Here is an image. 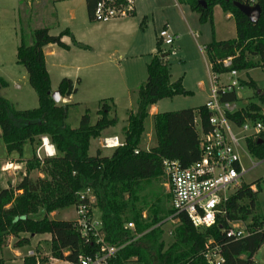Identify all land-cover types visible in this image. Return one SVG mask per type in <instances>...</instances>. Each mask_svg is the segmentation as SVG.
<instances>
[{
  "label": "trees",
  "instance_id": "obj_1",
  "mask_svg": "<svg viewBox=\"0 0 264 264\" xmlns=\"http://www.w3.org/2000/svg\"><path fill=\"white\" fill-rule=\"evenodd\" d=\"M97 1L85 0L90 22H95L93 12ZM176 1L197 13L201 23H212L214 7H219L233 19L234 39L212 40L204 46L213 76L230 71L239 73L264 69V0L254 2L261 10L256 24L249 23L234 6L235 2L254 5L252 1ZM115 2L122 5L124 0ZM199 2H203L205 7ZM133 15L132 11L129 17ZM63 37H68L74 47L89 49L75 42L67 29L57 36L50 35L47 28L36 29L32 32L30 46L20 40L16 60L24 68L27 83L36 94V109L19 111L0 97V138L8 154L21 156L25 144L37 146L43 137L55 151L54 155L39 159L34 150L33 157L24 162L21 180L14 186L0 188V252L9 247L20 249L29 246V237L49 235L53 258L61 259L63 253L68 252L67 258L74 262L80 255L94 254L95 245L84 243L74 221L49 217L54 212L85 203L78 199L77 194L89 189L95 198L93 208L100 213L105 241L116 247L125 245L110 264H208L205 259L207 250H216L222 260L220 264H254L253 256L264 245V220L253 217L257 195L264 188V179L238 188L222 205L223 214L217 216L215 225L210 228L195 229L184 214L173 217L177 225L172 242L167 247L162 242L161 219L142 218L140 192L144 184L163 176L165 161L177 162L181 168L197 162L201 151L196 125L199 124L203 134L211 130L208 123L211 113L205 105L158 113L152 116L155 145L146 151L139 149L149 108L158 102L189 94L183 89L181 80L170 81L166 63L168 53L161 49V42H156V52L146 65V80L136 91V108L123 128L122 146L111 149L108 155L99 149L90 155L91 143L98 140L105 130L116 128L118 119L113 101L105 99L98 104V119L94 123L85 112L76 128L68 125L70 105L59 106L50 98L49 75L42 51L48 45L69 50L61 41ZM226 59L231 60L227 69L222 66V61ZM75 83L77 81L66 78L60 81L57 91L61 99L75 93ZM247 85L254 87V83ZM257 97L260 105L248 104L232 114H226V118L236 126L245 121L260 122L264 126V107H260L264 106V92ZM219 102L235 104L238 99L231 91L220 93ZM245 143L251 157L264 159V133L247 138ZM34 171L41 177L30 178ZM39 212L42 217L35 218ZM251 216L247 236L239 240L227 236L228 223L244 221ZM129 223L133 224V230L125 229ZM46 261L41 256L24 257L22 264H46ZM0 264H4L1 259Z\"/></svg>",
  "mask_w": 264,
  "mask_h": 264
},
{
  "label": "rangeland",
  "instance_id": "obj_2",
  "mask_svg": "<svg viewBox=\"0 0 264 264\" xmlns=\"http://www.w3.org/2000/svg\"><path fill=\"white\" fill-rule=\"evenodd\" d=\"M248 1H252L254 4L256 0ZM170 5H172L171 0H160L158 6H161V8L153 9L146 20L141 19L139 32L133 35L126 46L120 40L111 41L107 47V54L110 56L112 53L113 59L112 57H104L107 62L103 64L99 73H89V75L84 76L83 61L78 55L79 52H65L57 48V53L53 54V67L49 66L52 92L56 91L58 83L55 85V80L61 75L76 77L81 68L80 74L83 78L81 84H74L76 91L71 95L68 104L70 106L67 123L71 128L78 126L80 118L85 112H88L91 123H94L98 119L96 111L99 102L112 98L116 101L114 110L116 117L119 119L116 132L122 140L123 128L126 125L127 118L136 108V91L139 87L136 85L137 81L141 85L145 82L146 65L151 57L150 48L155 42V34L158 35L164 30L165 26L177 39L174 40L171 46H165L161 42V49L168 53L166 63L169 67L171 81L181 80L183 89L189 94L176 96L161 102V111L177 112L205 105L209 100V83L202 59V55H205L204 46L212 40L226 41L234 39L235 25L218 16L213 17L211 24L201 23L199 15L192 12L188 7H181V14L178 10L175 11L170 8ZM48 12L45 3L39 0H0V97L13 104L16 110L19 111L36 109L38 100L27 83L24 68L17 64L16 51L20 40L26 46L32 44V32L34 30L47 26H49V30H53V27L50 26H54L55 22ZM49 20L52 22L50 23ZM147 25H149L148 30L145 31ZM191 33L194 34L195 40L192 38ZM49 34L54 35L55 32L50 31ZM156 41L159 40L156 38ZM125 53H132L135 57L124 60V75L127 73V85H121L117 83L119 75L112 68L114 65L112 60H117L119 56H125ZM110 63L112 64L110 65ZM142 74L143 79L141 80L139 77ZM236 79L238 80V85L234 88L238 99V102L235 103L236 111L248 104L260 105L257 94L264 92V69L256 68L237 73ZM228 81H230L228 75L221 76L220 83L224 84ZM199 82H202L203 89L197 86ZM249 83H254V87L248 86ZM125 86L127 89L124 88ZM260 107L263 109L264 106ZM229 127L232 133L240 138L238 129L231 124H229ZM196 130L199 132V124L196 125ZM151 133H153L152 119H147L145 131L139 145L140 150L146 151L155 144ZM41 139L40 144L37 146L25 144L22 154L19 156L16 153L8 154L0 138V188H5L8 185L14 186L21 180L24 176V162L33 157L34 150L39 159L47 156L44 150H41ZM99 142L98 139L90 146L89 154H93L95 149H99L103 154H110L111 149H101ZM239 156L244 174L240 178L238 188L249 186L264 179V159L251 157L246 149L245 140L239 141ZM36 177H41V175L36 171L30 174V178L35 179ZM238 188L229 190L227 194L231 196ZM251 189L255 191L254 187H251ZM140 208L143 219L147 217L149 219H161L162 242L164 247H167L172 242V234L177 225V220H174L171 213L170 194L164 175L144 184L140 192ZM41 217V212L35 215V218ZM49 217H53V220H74V207L63 209L58 211L57 216L50 215ZM91 217L96 222H100V213L95 207L91 210ZM253 217L264 220V188L257 195ZM251 218L252 216L244 221H238L236 224L247 228L251 224ZM37 245L39 246L38 253L40 255L48 254L50 251L49 235L29 237V246L27 247L13 250L11 247L10 249H4L0 252V259L3 260L4 264H22L23 257L28 252L35 251ZM253 259L254 264H264V245L255 253Z\"/></svg>",
  "mask_w": 264,
  "mask_h": 264
},
{
  "label": "built area",
  "instance_id": "obj_3",
  "mask_svg": "<svg viewBox=\"0 0 264 264\" xmlns=\"http://www.w3.org/2000/svg\"><path fill=\"white\" fill-rule=\"evenodd\" d=\"M132 11V0H124L122 5H117L115 0H98L93 19L98 23L115 21L128 17ZM158 40L165 46H171L175 37L164 29L158 34ZM230 65V59L222 61L224 68L227 69ZM236 74L235 71L226 73L230 81L220 85L215 84L210 90L205 107L211 113L208 120L211 130L203 134L199 128L200 159L187 168H181L177 162H163V175L167 180L173 217L179 214L186 215L195 229L214 226L217 216L223 214L222 205L230 197L227 192L239 187L240 178L244 174L240 164L239 141L264 133V126L260 122L245 121L241 126H236L226 118V114L236 111L235 104L220 103L219 94L234 91L238 85ZM213 77L216 81V77ZM229 124L238 129L240 138L232 133ZM41 140V148H43L47 140L43 138ZM120 146L122 144L116 138H104L101 142L102 149L108 150ZM77 197L80 201L86 202L74 207L75 227L85 244L95 245L96 252L92 255H80L72 262L67 258L68 252H64L61 259L53 258L50 251L48 254L40 255L37 245L35 251L28 252L25 257L41 256L46 258V264H110L125 245L116 247L105 241L100 222H96L91 217L95 198L90 190L86 189L78 193ZM228 224L229 228L226 232L228 237L239 240L249 234L248 228L241 227L236 222ZM262 226L264 228V222ZM125 229L133 230L134 226L129 223ZM205 259L208 264L222 262L216 250H207Z\"/></svg>",
  "mask_w": 264,
  "mask_h": 264
},
{
  "label": "crops",
  "instance_id": "obj_4",
  "mask_svg": "<svg viewBox=\"0 0 264 264\" xmlns=\"http://www.w3.org/2000/svg\"><path fill=\"white\" fill-rule=\"evenodd\" d=\"M39 1L45 3L46 9L49 11L48 13L50 14V16L53 18V20L55 22L54 26H50V27H53V30H49V28H48L49 26L44 27V28H48L49 33H50V31H54L55 32L54 36H57L62 31L67 29L71 33L75 42L89 48L88 50H83V49L74 47L73 45H71V41L68 37H63L61 39V41H62V43H64L65 45H67L69 47V50H63V49H61L55 45H48V46L44 47L42 51H43L45 66H46V70H47L48 75H49V66L53 67V64H52L53 59H54L53 54L57 53V48L62 50V51H65V52H71V51H78L79 52L78 55H79V57L82 58V61H83L82 70L84 72V74H83L84 76L89 75V73L90 74L91 73L96 74V72L99 73L101 71L103 64H106V62H107L106 58H104V57H112L113 56L112 53L110 54V56H108V54H107V47L111 43V41L120 40V42L122 41L123 43H125L124 46H126L127 45L126 43H128L129 40H131L133 35L135 33L139 32V30H140L139 22L141 21V19L146 20L147 16L153 11V9H160L161 8V6H158L160 0H132L133 12H134V15L132 17L128 16L126 18L115 20V21L98 23V22H90L88 20L87 12H86V6H85V0H39ZM171 3H172V5H170V8L174 9L175 11L178 10V12H180L182 14L181 7H183V6L185 7V5L178 4L176 0H171ZM212 15H213L212 17L218 16L220 18H224L225 21L232 22L234 24L233 19L230 16V14L222 12L219 7L213 8V14ZM49 21H50V23L52 22L51 20H49ZM77 21H79V22L77 23ZM148 26L149 25L146 26L147 28L145 31L148 30ZM164 29L167 30L171 35L173 34L172 32H170L168 30L167 26H165ZM191 36L195 40L194 34L191 33ZM156 38L158 39L157 34H155V42L153 43V45L150 48V53H151L150 55L151 56L154 55L156 52V42H157ZM175 40H177L176 36H175ZM133 49H135V48H133ZM132 53H130V54L125 53V56H123V57L119 56L117 60H112L113 64H114L112 68L119 75V77L117 79V83H120L121 85H123V84L127 85V80H126V74L127 73L124 75V73H125L124 69L125 68L123 66V63H124L125 59L127 60L129 58L132 59L135 57V55ZM202 57H203L202 58L203 63H204V66H205L206 72H207V79H208V83H209L208 93L210 95V90L212 89V87L215 84L220 85L221 84L220 83L221 76L226 75V74L219 75L218 77H216V81H215L213 75L210 72V66L207 62L205 55H202ZM112 59H113V57H112ZM109 62H110V60H109ZM111 64L112 63H110V65ZM77 70H78V68H77ZM78 72L79 73L76 77H74V76L68 77V76H62L61 75V77H59L57 80H55V85L57 83L59 85L60 81L62 79H65V78L70 79L72 82L77 81V83L81 84L82 79H83L81 77V74H80L81 68ZM132 76H134V75H132ZM130 77H131V75H130ZM139 79H141V80L143 79V74L141 77H139ZM141 80H139V81H141ZM49 81H50V89L52 92V88H51L52 82L50 80V76H49ZM170 81H171V75H170ZM171 82H173V81H171ZM58 85L56 87V91H57ZM136 85L140 86L141 84H140V82L137 81ZM197 86L200 87V89H203L202 82L197 83ZM137 87L135 88V90L137 89ZM124 88L127 89L126 86ZM70 97L71 96L66 97L64 99H61L60 104H62V105H60V106L68 105L69 101H70ZM108 99H111L113 101L114 107H116V101L112 98H108ZM161 102H163V101H161ZM161 102H158L156 105H153L149 108L148 119H152V116L155 114L164 113L161 111ZM118 124H119V119H118ZM116 131H117L116 128L108 129V130H105L101 134V138H99L100 148H101V142L104 138H116L118 140V142L122 144L123 138L121 140L120 135L117 134ZM151 134H153V133H151ZM43 139L47 140V138H45V137H43ZM95 141H97V140H95ZM95 141H93L91 143V145ZM47 142H48V140H47ZM48 144H49V142H48ZM41 150H43V148H41ZM96 150L97 149L94 150V153ZM104 150H107V149H104ZM53 151H54V149H53ZM54 154H55V151H54ZM93 154H90V155H93ZM57 214H58V212H54L51 215L57 216ZM51 218H53V217H51ZM60 221H64V220H60ZM71 221H74V220H71ZM7 249H10V247Z\"/></svg>",
  "mask_w": 264,
  "mask_h": 264
},
{
  "label": "water",
  "instance_id": "obj_5",
  "mask_svg": "<svg viewBox=\"0 0 264 264\" xmlns=\"http://www.w3.org/2000/svg\"><path fill=\"white\" fill-rule=\"evenodd\" d=\"M202 7H205L203 2H199ZM236 9L249 21L251 24H256L260 17V7L256 4L254 5H244L240 3H234ZM50 98L55 104H59L61 102V97L58 91H54L50 93Z\"/></svg>",
  "mask_w": 264,
  "mask_h": 264
},
{
  "label": "bare ground",
  "instance_id": "obj_6",
  "mask_svg": "<svg viewBox=\"0 0 264 264\" xmlns=\"http://www.w3.org/2000/svg\"><path fill=\"white\" fill-rule=\"evenodd\" d=\"M44 152L47 156H52L54 155L53 148L45 141L44 146H43Z\"/></svg>",
  "mask_w": 264,
  "mask_h": 264
}]
</instances>
